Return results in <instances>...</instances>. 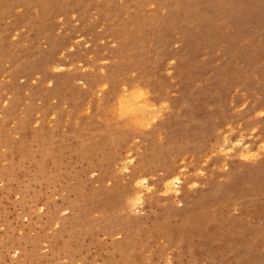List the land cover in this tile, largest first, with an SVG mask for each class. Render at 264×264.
Instances as JSON below:
<instances>
[{"label": "rangeland", "instance_id": "374dc122", "mask_svg": "<svg viewBox=\"0 0 264 264\" xmlns=\"http://www.w3.org/2000/svg\"><path fill=\"white\" fill-rule=\"evenodd\" d=\"M0 264H264V0H0Z\"/></svg>", "mask_w": 264, "mask_h": 264}, {"label": "bare ground", "instance_id": "6f19581e", "mask_svg": "<svg viewBox=\"0 0 264 264\" xmlns=\"http://www.w3.org/2000/svg\"><path fill=\"white\" fill-rule=\"evenodd\" d=\"M122 97H123V96H122ZM122 97H121V98H122ZM129 97H130V96H129ZM125 98H126V97H125ZM127 98H128V97H127ZM127 98H126V99H127ZM123 99H124V98H122V100H123ZM127 100L129 101V99H127ZM131 101H133V103H135V100H131ZM151 108H153V107H151ZM147 112H148V111H147ZM151 112H152V109H151ZM243 146H244V145H243ZM221 151H222V149H221ZM224 151H226V150H224ZM229 151H230V150H229ZM222 152H223V151H222ZM226 152H227V151H226ZM245 153H246V152H245ZM247 154H248V153H247ZM249 154H251V153H249ZM241 155H242V154H241ZM242 157H243V156H242ZM173 180H174L175 182H177V181H178V178H177V177H172L171 180H168V181L165 180V181H164V182H166V183H164V188H163V190L165 189L164 191L172 190V189H171V184H172ZM175 182H174V183H175ZM172 188H173V187H172ZM173 189H174V188H173ZM174 191L176 192V190H174ZM161 193H162V191H161ZM140 199H141L140 196L137 195V196L135 197L134 201H136V200H140ZM131 202H132V201H131Z\"/></svg>", "mask_w": 264, "mask_h": 264}]
</instances>
